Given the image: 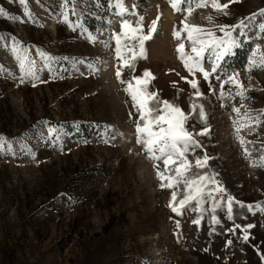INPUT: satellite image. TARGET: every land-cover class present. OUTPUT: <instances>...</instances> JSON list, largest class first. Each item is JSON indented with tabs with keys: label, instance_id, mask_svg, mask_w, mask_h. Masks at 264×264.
<instances>
[{
	"label": "rangeland",
	"instance_id": "1",
	"mask_svg": "<svg viewBox=\"0 0 264 264\" xmlns=\"http://www.w3.org/2000/svg\"><path fill=\"white\" fill-rule=\"evenodd\" d=\"M102 1L110 13L106 19L99 0H74L77 15L70 13L65 22L63 0H28L31 18L19 0H0V8L17 17L0 16V136L8 142L0 150V264H264V212L253 215L234 205V220H228L224 206L215 213L217 225H212L210 211L200 225L192 223L199 213L191 207L182 215L172 212V190L161 189L154 162L136 143L133 120L138 117L126 84L115 77V40L111 48L105 46L110 33H120L121 17L110 0ZM124 5L129 10L124 18L134 24L143 16L145 30L159 17L156 33L145 44L146 58L136 60L135 74L152 73L149 90L190 115L189 131L205 126L198 109L192 112L189 97L204 106L210 131L195 137L202 148L188 153V159L194 165L206 152L212 159L201 172L216 173L215 179L237 200L264 204V167L253 166L264 156V123L255 131H241L244 146L232 123L238 119L234 106L245 105L241 114L247 110L252 117L264 109V69L249 72L245 67L250 41L244 39L235 55L221 62L229 72L239 73L251 89L248 98H219L215 75L210 77L213 93L199 73L195 78L204 95L196 98L181 79L193 77L179 60L172 36L187 13L176 12L169 0H124ZM260 9L264 0H239L230 5L228 16L206 7L194 10L189 19L211 27L205 17L212 15L216 24L234 25ZM75 23L82 27L73 30L70 24ZM248 36L264 50V38L257 40L255 30ZM185 37L182 33L181 39ZM13 48L36 61L43 82L35 87L29 80L20 83L23 74ZM38 50L55 58L51 67L58 70L56 78ZM185 51H190L187 41ZM93 62L101 70L89 72ZM204 66L211 71L207 54ZM131 75L125 69L122 79ZM260 118L264 121V115ZM105 126L116 133L108 143ZM49 127L57 132L50 134ZM245 148L251 153L248 159ZM204 207L210 210L211 203ZM235 224L254 225L247 242L240 229L227 231ZM229 239L232 244L226 246Z\"/></svg>",
	"mask_w": 264,
	"mask_h": 264
},
{
	"label": "snow or ice",
	"instance_id": "2",
	"mask_svg": "<svg viewBox=\"0 0 264 264\" xmlns=\"http://www.w3.org/2000/svg\"><path fill=\"white\" fill-rule=\"evenodd\" d=\"M237 2L239 0H227V2H222V0H169L176 12L183 11L187 13L184 20L180 22L182 27L177 29L174 26L172 36L177 41L175 51L179 60L182 62L184 69L193 77L188 79V77L182 76L181 79L185 80L191 89L195 90L193 95L196 98H202L204 95L199 87L200 82L195 78L197 73L202 76L204 81L208 82V89L213 93L215 89L212 86L210 77L215 75V79L220 82L219 98L221 99L239 97L243 101L248 98L247 92L251 89L245 88L239 78V73L229 72L221 63L222 61L226 63V57L235 55L234 50L241 48L244 39L249 40L252 45L249 48L250 54L246 56V70L251 72L254 69H264V50H262L260 43L253 41L248 36L250 31L255 30L258 33L257 40L264 38V9L240 18L234 25L216 24L215 17L212 15L205 17L208 24L212 25L211 27L197 25L189 19L194 10L206 7H210L217 15L228 16L230 5ZM19 3L24 6V15L31 18L32 13L28 8V0H19ZM110 3H113L117 10L116 14L121 17V31L120 33H110L109 41L105 42V46L111 48V40H115V77L121 84H126L124 91L130 97L132 108L138 117L133 120L136 143L143 146L144 153L154 162L153 167L156 170L157 178L160 180L161 189L172 190L169 202L172 212L182 215V210L185 207H191L192 211L199 213V216L192 221L195 225L201 224L206 211L211 213L212 225L219 224L220 220L215 213L217 209H222L224 206H226L228 220H234V205L253 215L256 211L264 212V204H246L228 193L220 182L215 179L216 173L200 171L201 169H207L209 167L208 161L212 159L206 152L202 157H196L194 165L188 159V153L195 154L197 149L202 148L201 143L195 137L207 135L210 131L206 126L207 118L203 104L197 103L192 96L189 97L192 112L196 113L198 109L199 122L205 125L199 132H195L194 127L192 131H189L186 125L191 118L190 115L186 114L178 104L161 100L157 91L149 90L151 80L155 79L152 73L145 70L140 76L135 74L136 60L146 58L145 44L156 33L159 17L153 20L145 30L143 16H140L134 24L124 18L125 14L129 13L124 5V0H110ZM70 5L71 7H69ZM60 7L63 9L62 15L65 22H69L70 13L77 15L74 0H63ZM131 15H136V13L132 12ZM0 16L17 19V17L9 16L3 8H0ZM70 26L73 27V30L82 27L78 23L70 24ZM218 32L222 35H217ZM182 33H186L185 39H181ZM89 38L95 40V37L90 36ZM185 41L189 44L190 51H185ZM13 52L17 54L16 58L19 60V68L23 74L19 77L20 83L29 80L35 87L36 82L40 81L36 61L30 60L26 53L21 55L18 48H13ZM37 54L41 59L49 62L46 64L47 70L53 74V78H56L55 73L58 70L51 67V62L55 58L39 50ZM206 54L207 61L211 64V71L204 66ZM87 67L88 71L92 73L101 70L96 66V62L89 63ZM125 69H130L132 72L130 79L127 81L122 79ZM222 76L226 79H222ZM225 84L230 85L228 91L224 89ZM233 88L235 92L232 91ZM241 108H246V106L241 104L240 107H233L232 110L237 114L238 119L233 120L232 123L236 139L241 146H244L246 141L240 135L241 131L245 129L249 132L255 131V127L264 123L260 118V115H264V109L260 110V115L252 117L247 110L241 114ZM133 115L134 113L130 111L129 118L132 119ZM48 132L52 134L57 132V129L49 127ZM115 137V131H112L110 126H105L104 142L108 143ZM6 143L8 142L0 136V150L3 149ZM250 155L251 153L245 148V159H248ZM253 166L264 167V156H261L259 161L254 162ZM178 196L181 197L179 200ZM209 202L211 203L210 210L204 207ZM176 227H180L179 221H176ZM252 227H254L252 224H235L233 228L227 231L235 234L236 229H240L243 233L241 239L247 242L249 239L248 230ZM212 231H215L214 227ZM231 244V239L226 241V246ZM260 259L264 260V255H261Z\"/></svg>",
	"mask_w": 264,
	"mask_h": 264
},
{
	"label": "trees",
	"instance_id": "3",
	"mask_svg": "<svg viewBox=\"0 0 264 264\" xmlns=\"http://www.w3.org/2000/svg\"><path fill=\"white\" fill-rule=\"evenodd\" d=\"M100 1V4H101V6H102V15H103V17H104V19H106L108 16H109V12H108V5H107V2L106 3H104L102 0H99Z\"/></svg>",
	"mask_w": 264,
	"mask_h": 264
}]
</instances>
